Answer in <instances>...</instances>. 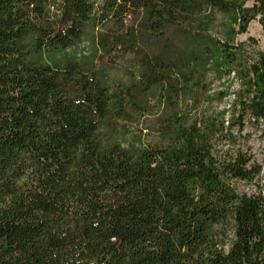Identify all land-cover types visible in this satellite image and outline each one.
Wrapping results in <instances>:
<instances>
[{"label": "trees", "instance_id": "16d2710c", "mask_svg": "<svg viewBox=\"0 0 264 264\" xmlns=\"http://www.w3.org/2000/svg\"><path fill=\"white\" fill-rule=\"evenodd\" d=\"M256 20L264 0H0V264H264V166L180 112L235 73L264 124V51L236 42ZM154 93L155 139L132 128Z\"/></svg>", "mask_w": 264, "mask_h": 264}, {"label": "rangeland", "instance_id": "374dc122", "mask_svg": "<svg viewBox=\"0 0 264 264\" xmlns=\"http://www.w3.org/2000/svg\"><path fill=\"white\" fill-rule=\"evenodd\" d=\"M223 17H219L218 31L222 27ZM216 33V32H214ZM91 36L85 37L77 46L81 53L88 52ZM236 42L243 43L247 53L264 51V31L260 23L252 21L248 31L239 34ZM127 59H130L129 57ZM134 67H113L107 70L110 77L118 82L127 80L129 69ZM189 99L180 106V112L187 118H204L216 116L224 122V132L217 138L216 148L221 159L230 158L236 153L252 156L256 163L264 166V124L249 115L240 118L239 100L243 96L240 80L235 73L219 77L215 72H209L202 89L190 93ZM150 110L141 121H133L132 128L138 135L145 138H157V132L164 120L175 113L174 107L167 103L161 105L157 93L150 96ZM243 125V127H242ZM149 131V132H148ZM231 186L240 194H252L258 190L256 181L232 179Z\"/></svg>", "mask_w": 264, "mask_h": 264}]
</instances>
